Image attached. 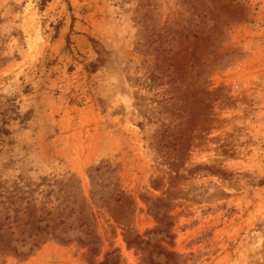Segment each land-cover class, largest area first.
<instances>
[{
    "label": "rangeland",
    "instance_id": "1",
    "mask_svg": "<svg viewBox=\"0 0 264 264\" xmlns=\"http://www.w3.org/2000/svg\"><path fill=\"white\" fill-rule=\"evenodd\" d=\"M0 264H264V0H0Z\"/></svg>",
    "mask_w": 264,
    "mask_h": 264
},
{
    "label": "trees",
    "instance_id": "2",
    "mask_svg": "<svg viewBox=\"0 0 264 264\" xmlns=\"http://www.w3.org/2000/svg\"><path fill=\"white\" fill-rule=\"evenodd\" d=\"M58 216H59V214H58V212H57V214L54 215V217L56 218V217H58ZM60 217H61V216H60ZM55 218H54V219H55ZM60 220H61V219H60ZM49 221H52V220H49ZM60 222H62V221H60ZM46 224L48 225V222H47ZM80 225H81V224H80ZM61 238H62V237H61ZM61 238H60V239H61Z\"/></svg>",
    "mask_w": 264,
    "mask_h": 264
}]
</instances>
